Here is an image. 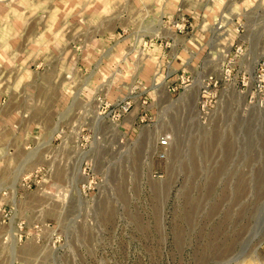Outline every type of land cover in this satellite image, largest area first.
<instances>
[{
  "label": "rangeland",
  "instance_id": "1",
  "mask_svg": "<svg viewBox=\"0 0 264 264\" xmlns=\"http://www.w3.org/2000/svg\"><path fill=\"white\" fill-rule=\"evenodd\" d=\"M259 65L264 0H0V264H264Z\"/></svg>",
  "mask_w": 264,
  "mask_h": 264
},
{
  "label": "built area",
  "instance_id": "2",
  "mask_svg": "<svg viewBox=\"0 0 264 264\" xmlns=\"http://www.w3.org/2000/svg\"><path fill=\"white\" fill-rule=\"evenodd\" d=\"M254 83H256L255 91L251 96L249 97L250 102L255 106L256 108H262L264 105V65H259L257 67L255 73H254ZM258 94L257 98L254 96L255 94ZM131 108L130 102H120L116 106V109L114 112L116 113L117 118L122 117L125 113H127ZM115 117V114H114ZM170 138L168 136L161 137L158 140V145L161 148L160 153L158 154V157L164 158L165 152L169 147Z\"/></svg>",
  "mask_w": 264,
  "mask_h": 264
}]
</instances>
